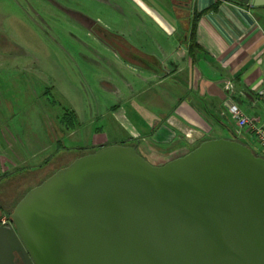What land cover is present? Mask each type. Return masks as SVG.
I'll use <instances>...</instances> for the list:
<instances>
[{
	"label": "water",
	"instance_id": "obj_1",
	"mask_svg": "<svg viewBox=\"0 0 264 264\" xmlns=\"http://www.w3.org/2000/svg\"><path fill=\"white\" fill-rule=\"evenodd\" d=\"M10 219L0 264H264V157L215 138L155 165L106 145L30 190Z\"/></svg>",
	"mask_w": 264,
	"mask_h": 264
},
{
	"label": "crops",
	"instance_id": "obj_2",
	"mask_svg": "<svg viewBox=\"0 0 264 264\" xmlns=\"http://www.w3.org/2000/svg\"><path fill=\"white\" fill-rule=\"evenodd\" d=\"M106 12V68L112 74L106 84L121 101L113 114L131 125L144 157L162 165L215 138L237 140L264 156L251 129L240 128L229 110L236 103L264 124V5L244 0H106ZM159 86L168 88L171 97L155 89ZM127 102L135 103L130 108L136 126L126 116L122 104ZM73 111L65 116L66 127L59 126L55 134L63 130L75 135L79 114ZM0 136V173L41 151L32 147L33 138L18 136L8 126ZM105 136L97 131L94 142L103 146Z\"/></svg>",
	"mask_w": 264,
	"mask_h": 264
},
{
	"label": "rangeland",
	"instance_id": "obj_3",
	"mask_svg": "<svg viewBox=\"0 0 264 264\" xmlns=\"http://www.w3.org/2000/svg\"><path fill=\"white\" fill-rule=\"evenodd\" d=\"M107 17L106 0H0V131L8 126L18 136L33 138V148L41 147L35 157L0 173V217L9 216L30 190L58 170L100 149L94 142L97 131L106 135L104 146L137 145L141 151L131 125L113 114L121 101L106 84L112 74L100 36L106 38ZM127 79L133 84V77ZM158 88L171 97L168 88ZM122 105L136 126L130 108L135 103ZM73 110L79 114L78 131L55 134L59 126L66 127L65 116Z\"/></svg>",
	"mask_w": 264,
	"mask_h": 264
},
{
	"label": "built area",
	"instance_id": "obj_4",
	"mask_svg": "<svg viewBox=\"0 0 264 264\" xmlns=\"http://www.w3.org/2000/svg\"><path fill=\"white\" fill-rule=\"evenodd\" d=\"M233 87L234 86L232 82L227 83L226 88L229 91H232ZM229 110L233 114L237 125L240 128L249 127L251 131L253 132L256 140L260 144V146L264 149V124H259L255 119L248 117L243 112L241 107L236 103L231 102L229 105ZM0 223L3 225H8V224H11L12 221L9 216L3 215L0 217Z\"/></svg>",
	"mask_w": 264,
	"mask_h": 264
},
{
	"label": "trees",
	"instance_id": "obj_5",
	"mask_svg": "<svg viewBox=\"0 0 264 264\" xmlns=\"http://www.w3.org/2000/svg\"><path fill=\"white\" fill-rule=\"evenodd\" d=\"M192 46H193V45H192ZM201 143H202V142H201ZM201 143H200V144H201ZM200 144H198V145H200ZM198 145H197V146H198ZM103 146H104V145H103ZM132 146H136V145H132ZM197 146H196V147H197ZM196 147L192 148L191 150L195 149ZM191 150H190V151H191ZM190 151H189V152H190ZM138 152H139V151H138ZM254 152H255V151H254ZM139 153H140V152H139ZM255 154H256L257 156H262V155H260V154H258V153H256V152H255ZM262 157H264V156H262ZM8 214H9V217H10L11 211H9Z\"/></svg>",
	"mask_w": 264,
	"mask_h": 264
},
{
	"label": "flooded vegetation",
	"instance_id": "obj_6",
	"mask_svg": "<svg viewBox=\"0 0 264 264\" xmlns=\"http://www.w3.org/2000/svg\"><path fill=\"white\" fill-rule=\"evenodd\" d=\"M104 32L106 33V31H104ZM102 33H103V32H102ZM100 37L106 42V38L104 37V35H101ZM101 147H104V146H101ZM101 147H100V148H101Z\"/></svg>",
	"mask_w": 264,
	"mask_h": 264
}]
</instances>
